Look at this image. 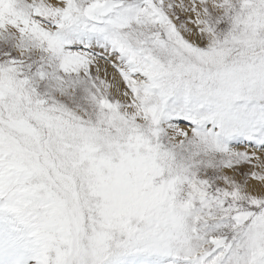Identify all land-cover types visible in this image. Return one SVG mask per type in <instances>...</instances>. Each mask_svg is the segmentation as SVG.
Instances as JSON below:
<instances>
[{
  "label": "snow or ice",
  "instance_id": "obj_1",
  "mask_svg": "<svg viewBox=\"0 0 264 264\" xmlns=\"http://www.w3.org/2000/svg\"><path fill=\"white\" fill-rule=\"evenodd\" d=\"M0 264H264V0H0Z\"/></svg>",
  "mask_w": 264,
  "mask_h": 264
},
{
  "label": "rangeland",
  "instance_id": "obj_2",
  "mask_svg": "<svg viewBox=\"0 0 264 264\" xmlns=\"http://www.w3.org/2000/svg\"><path fill=\"white\" fill-rule=\"evenodd\" d=\"M241 150H243V149L241 148Z\"/></svg>",
  "mask_w": 264,
  "mask_h": 264
}]
</instances>
